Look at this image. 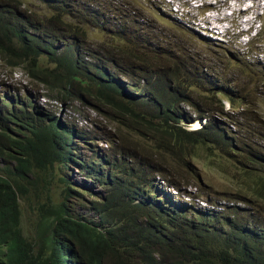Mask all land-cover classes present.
Returning <instances> with one entry per match:
<instances>
[{
  "label": "trees",
  "instance_id": "1",
  "mask_svg": "<svg viewBox=\"0 0 264 264\" xmlns=\"http://www.w3.org/2000/svg\"><path fill=\"white\" fill-rule=\"evenodd\" d=\"M112 1L0 0L1 64L21 70L49 103L70 109L79 103L134 128L169 156L172 177L178 178L173 160L187 166L203 152L238 162L246 174L238 184L244 192L234 199L250 213L236 207L198 213L150 194L146 181L138 182L141 160L127 164L95 149L102 136L59 120L31 90L18 96L7 88L0 94V264H264V171L255 167L264 158L251 147L264 138L236 121V140L249 146L240 144L236 156L238 144L219 135L215 122L208 134L183 130L180 103L204 113L221 90L209 92L216 82L200 67L192 70L190 59L182 67L170 48L162 49L144 12L120 0L111 13ZM102 31L111 33L108 45L86 44ZM198 87L209 92L201 105L188 95ZM70 167L99 185L103 197L86 204L66 179Z\"/></svg>",
  "mask_w": 264,
  "mask_h": 264
},
{
  "label": "rangeland",
  "instance_id": "2",
  "mask_svg": "<svg viewBox=\"0 0 264 264\" xmlns=\"http://www.w3.org/2000/svg\"><path fill=\"white\" fill-rule=\"evenodd\" d=\"M102 2L103 0H97ZM111 0H106L110 2ZM126 7H134L145 13L151 21L154 28L153 35L156 41L161 40L162 34H169L174 39V46L179 45L182 49H190L195 57L207 58L210 64L209 73L216 81L224 83L231 91L239 90L249 91L254 87L257 88V96L254 97L252 106L249 109L251 117L260 122V128L264 130V4L257 5V0H123ZM120 0L111 2V13L120 9ZM36 5L38 2L36 1ZM153 8L151 9V6ZM178 5L184 9L178 10ZM39 7L35 10L42 13ZM203 8V9H202ZM118 15L124 16L123 12ZM256 17V19H255ZM110 23L114 22L113 16L107 18ZM255 19V21H254ZM106 20V19H105ZM254 21V28L245 35V31ZM181 23L190 27L198 36L191 37L186 32L175 30L174 24ZM112 25H115L112 24ZM228 30H231L227 33ZM228 35V39H221L220 34ZM92 32L89 33V35ZM110 32H95L94 35L87 37L86 44L95 48V43L108 45ZM231 35V36H229ZM249 56V61L247 57ZM261 66H260V65ZM202 66V65H201ZM0 94H3L7 88L10 91H17L18 96H22L31 90V96L36 97L34 100L37 105L43 109L51 110V114L59 120L64 121L67 125L74 123L81 128L84 124L77 123L79 118L85 119L87 116L95 121L97 126L92 125L94 130L103 131L106 129L104 122L93 116L92 110L79 103H75L74 109L61 106L59 103H49L42 98L45 90L41 87L36 90L32 89L34 84L24 73L19 70H10L0 63ZM188 95L192 100L198 102L201 95H204L202 88H194ZM240 111V109H238ZM246 111V110H245ZM112 129V128H111ZM103 146V147H101ZM98 149L105 148L104 144H98ZM82 153L86 155L89 151L83 148ZM264 156V153L262 154ZM210 160V161H209ZM255 166V165H254ZM264 167V161L260 163ZM192 167L196 168L203 178L209 184L214 195H240L244 192L238 187L240 182V173H243V167L236 163L232 165L226 162H215L208 159V155L203 152L199 159L192 162ZM261 172L259 166H255ZM261 177V176H260ZM68 182L76 188L84 201L88 204L89 200L95 199V195L103 197V190L99 185L88 180L84 174H80L73 167L69 168L66 174ZM189 179V178H188ZM185 183L186 180H180ZM76 211L80 215H89L87 209L76 206ZM224 216H228L225 214Z\"/></svg>",
  "mask_w": 264,
  "mask_h": 264
},
{
  "label": "clouds",
  "instance_id": "3",
  "mask_svg": "<svg viewBox=\"0 0 264 264\" xmlns=\"http://www.w3.org/2000/svg\"><path fill=\"white\" fill-rule=\"evenodd\" d=\"M256 3L257 5L262 6V4H264V0H257ZM183 9V6L181 7L178 5V10H176L175 13H178ZM254 21L253 23H250V26L245 31V35H247L250 30L254 28ZM174 29H179L180 31L186 33L190 32L193 35L198 36V34L190 27H186L181 23H175ZM152 30H154L153 26ZM230 31L231 30H228L227 33ZM165 36H168L169 38L167 44L164 39ZM191 37L194 36L191 35ZM220 37L223 40L228 39V35L226 34V32L224 34H220ZM160 38L161 41H163V45L161 46L162 49L170 48L171 50L168 51L170 53V56L176 58L178 62H183L181 65L182 67H185V61L190 59L191 62L189 64V67L192 70L200 67V69H202V71L207 74L209 80L216 82L217 87L212 88L211 86L213 85L210 84L206 86V88L210 89L209 92H211L212 89L216 88L221 90V93H218L215 96L216 101L214 107L210 111H206L204 113H197L195 109L198 108L195 107L194 109V107H192L189 103H180L179 107L181 112L184 114V117L180 120L179 126L183 130L187 132H202L203 130H206L208 134L210 128L209 124L215 122L216 127L218 128L219 135L223 137L233 138L238 144L236 156H238L239 152L243 151L241 145L249 147L246 144L245 139H241L239 140V142L236 140L234 136V133L236 132V121L240 123L246 121V123L253 128V131L257 134L258 137L264 138V130L260 128V122L254 120L249 113V109L252 106L254 97L258 94L256 91L259 84L256 87L252 88L250 90L251 92L243 90H239V92L231 91L223 82L220 83L216 81L213 76H211V74L209 73L211 66L207 61V58L195 57L189 48L182 49L179 45L174 46V39L169 34H162ZM249 60L250 59L248 56L247 61ZM19 71L23 73L21 70ZM263 71L264 70L262 69L260 71L262 75ZM199 102L201 105V101ZM238 109H240V111H238ZM92 112L93 116L96 118L98 113L94 110H92ZM97 118L101 119L104 122L106 129L104 128L103 131L94 130L92 125L97 126V124L99 123H96L87 116L85 117V119L79 118L77 123H79V121L80 124L84 122L85 125H83L81 128L86 127L89 130H93V135L102 136V138L95 144V146L101 143L105 145V148L99 149L100 151L109 154L111 157L118 156L120 157L121 161L126 160L127 164L141 160L144 168L138 178V182L141 183L143 181H146L145 188L149 189L150 194L154 196L164 197L165 199L170 200L172 203L177 204L181 208L198 213L221 214L226 213L229 209H232L234 207L246 210L248 214L250 213V209L247 205L243 204V202L241 201H237L234 199V197H236L235 195L224 196L218 194L216 196L210 193L211 188L207 181L203 178V176L196 168L192 167V162L199 158L194 159L192 157L186 159L185 162L187 166L181 163L179 159L173 160L172 170L175 171V174L178 178L172 177L168 173V166L165 161V158H170L165 152H163L161 148L145 142L140 134L132 127L124 126L125 124L123 123H121V125H116V123L111 124L104 117ZM253 145L254 146H252L251 143L252 149H254L256 153L260 152V155L262 156V154L264 153V144L262 143V141L260 142L259 140H257ZM95 149L98 148L96 147ZM261 158H264V156H262ZM208 159L214 160L217 163L220 162V160H217L210 155H208ZM110 160L117 162L116 158ZM247 166L248 169L252 167L251 164H248ZM126 167L124 169H126ZM160 171H162L163 173H160ZM243 173L246 174L244 169ZM255 175L257 176V172ZM182 179L186 180L185 183L180 181ZM186 184L189 185L186 186ZM73 188L74 190H76L75 187ZM141 199L142 197H138L136 203ZM224 215L225 214L221 216ZM248 221H253L252 216L248 219Z\"/></svg>",
  "mask_w": 264,
  "mask_h": 264
}]
</instances>
